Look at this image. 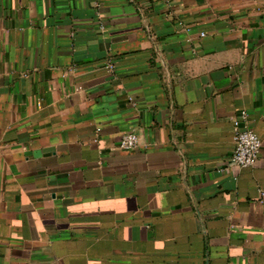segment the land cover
<instances>
[{"label":"crops","instance_id":"1","mask_svg":"<svg viewBox=\"0 0 264 264\" xmlns=\"http://www.w3.org/2000/svg\"><path fill=\"white\" fill-rule=\"evenodd\" d=\"M0 264H264V0H0Z\"/></svg>","mask_w":264,"mask_h":264},{"label":"built area","instance_id":"2","mask_svg":"<svg viewBox=\"0 0 264 264\" xmlns=\"http://www.w3.org/2000/svg\"><path fill=\"white\" fill-rule=\"evenodd\" d=\"M109 67L114 66L110 64ZM241 117L242 119L234 122V150L229 160L235 166L247 167L257 162L263 142L261 136L248 124L245 111L242 112ZM138 144V135L135 132H127L118 145L121 150L129 151L136 149Z\"/></svg>","mask_w":264,"mask_h":264}]
</instances>
